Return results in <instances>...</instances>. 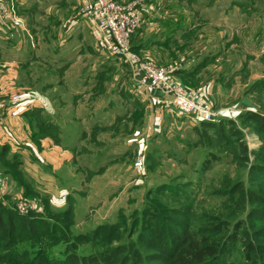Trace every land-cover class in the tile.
Returning a JSON list of instances; mask_svg holds the SVG:
<instances>
[{
  "label": "rangeland",
  "instance_id": "1",
  "mask_svg": "<svg viewBox=\"0 0 264 264\" xmlns=\"http://www.w3.org/2000/svg\"><path fill=\"white\" fill-rule=\"evenodd\" d=\"M28 1L18 0V15L21 19L24 16L31 25L30 28L39 31V38L35 35L37 42H34L37 48L34 58L37 61L26 69L30 78L11 80L13 84L19 83L31 90L48 80L51 74L53 79L57 78L56 73L50 72L47 66L42 64L44 61L50 62L53 53L52 47L47 46V35L44 34L45 38H42V31L48 24V14L56 9L63 13L69 8L64 2L54 4L53 7L42 3L36 4L35 10L29 14L25 11L27 6H30L27 5ZM51 7L55 9H49ZM165 8L175 20L170 21L174 32L167 40L166 49L161 52L165 59L156 60L152 57L150 60L158 65L173 67V60L178 61L182 56L181 52L193 51L194 57L200 58L196 65L194 63V72L189 76H181V80L175 76L174 78L182 85L196 90L200 100L209 102L214 111L239 108L230 118L241 128V139L233 145L222 144L211 135V129L191 128L189 125L179 133L169 129H161L158 133L148 130V134L143 136V129L146 128L142 123L145 119L144 110L138 103H130L137 111L129 112L130 106L126 103L128 94L125 89H120L119 85H116V88L122 102L119 103V98H115V94L110 92V89H116L119 75L116 68L110 66L109 61L113 60L115 64V60L120 59L106 53L104 72L98 81H102L104 104L112 100L110 102L115 106L114 115L125 114L127 117L126 121L118 119L114 130L105 127L101 133L105 137L103 145L85 142L83 145L86 148L74 152L80 192L66 187V198L63 200L62 196L59 199L56 197V202H52L47 199L50 196L45 192L37 194L25 191L14 174H9L0 165L3 185L6 176L9 184L14 187L13 195L3 196L0 190V200L6 208L18 214L34 215L59 223L62 222L59 220L60 215H55L56 211L67 207L75 208L74 211L71 210L72 222L67 225V232L71 236L79 235L78 238L72 239L79 252H99L109 244L117 245L121 242L128 245L126 252L130 256L135 258L137 250L143 257L142 261L162 264V261L157 259L161 250L151 242L154 228L157 226L162 224L166 231H180L178 224L182 223L190 230H197L196 227L203 224L211 227L222 222L221 234L227 232V235L232 230L233 223L241 217L244 220L240 231L251 235L255 245L264 243V239L259 236L261 228L264 227V208L249 197L250 193L264 197V133L255 130L248 120L236 118L238 112L246 109L264 114V0H165ZM165 22L168 23L166 18ZM15 28L18 27L8 26L0 19V48L6 46L7 50L6 53L3 49L0 50V60H12V64L26 54L25 47V52L16 48L19 35ZM28 44L31 47V43ZM156 56L160 57V54ZM15 67L16 65H13L12 68ZM4 69L0 68V75L7 72ZM215 82L221 85L226 95H219L220 98L216 99L218 102L215 101L216 107L211 99L200 91L206 84L217 85ZM14 90L8 92L6 97L13 94ZM110 108L111 106H108L106 111ZM113 119L114 116L108 114L105 123ZM36 120L37 140L49 134L54 136L53 130L46 123L41 119ZM47 127L51 130L44 132ZM134 132H138V135ZM93 135L94 132L89 135L91 140ZM112 135L116 136L111 138ZM131 137H142L138 139L141 147L135 144L136 141L134 143ZM129 139L131 145L127 143ZM116 156L123 158L109 162ZM208 156L211 159L206 162ZM138 159L141 162L139 171L136 169ZM204 162L206 165L202 168ZM66 181L67 178L63 175L57 186L63 187ZM234 183L240 185L236 192L229 193V188ZM165 184L169 188L164 187ZM30 188L32 189L33 185H28V189ZM239 196L244 198L243 203L239 201ZM20 203L26 208L29 206V209L33 207L23 214L18 207ZM87 210H90L86 215L89 219L79 220L81 216H85L81 212L87 213ZM146 211H151L154 217L146 216ZM109 229H112L110 233ZM2 242L3 239L0 238V245ZM63 242L59 241L55 247H50L54 250L52 253L56 254ZM239 243H228L220 256L221 264H248L259 262V258L264 262V257L259 252L254 255V261H246L244 255L238 253V250L242 249ZM21 245L28 249L24 252L25 258H20V263L26 264L34 248L29 244ZM9 261L0 260V264H13Z\"/></svg>",
  "mask_w": 264,
  "mask_h": 264
},
{
  "label": "crops",
  "instance_id": "2",
  "mask_svg": "<svg viewBox=\"0 0 264 264\" xmlns=\"http://www.w3.org/2000/svg\"><path fill=\"white\" fill-rule=\"evenodd\" d=\"M81 1L29 0L27 2V5L30 6H27L25 11L29 14L32 13L33 9L35 10L36 4L42 3H45L47 7H53L54 4L64 2L69 8L63 13L56 9L53 13L48 14V24L42 31V38H45L44 34L47 35V46L52 47L51 51L53 52L51 61L42 60L44 61L42 64L46 65L50 72L56 73V79H53L51 74L48 80L31 90H27L24 85H19V83L13 84L11 79L30 78L26 69H29L34 61H37L34 58L37 52L34 42H37L35 35L38 36L39 31L30 28L31 25L29 22L27 23L24 16L22 21L25 30L22 28H15V30L19 35L16 48L25 52L23 50L25 47L26 54L22 55L15 64H12L14 63L12 60H0V68L4 67V70L7 71L0 75V98H6L7 93H11L10 91L13 89H15V93L20 95V101L13 105L9 104L0 118V145L7 147V157L20 162L19 166L23 176L33 185L34 191L37 194L45 192L46 195L50 196L47 199L52 202H56V197L59 199L64 196L61 198L63 200L66 198L68 194L64 190L66 187L80 192L77 185L79 182L78 176H76L78 168L75 169L77 159L74 152L86 148L83 145L85 142H96L103 145L105 137L101 133L105 127L114 130L117 120L126 121L127 117L125 114L114 115L115 106L114 103L110 102L112 100L106 101L104 104L102 81L100 83L98 81L99 78L101 80L104 72V55L106 52L100 46L101 34L96 29L92 19L83 11ZM120 1L125 3L136 1L141 11L142 22L133 34V46L149 59L152 57L156 60L165 59L161 52L166 49L167 40L174 32L170 21H175L174 18H171V14L167 13L165 0ZM32 3L33 6H31ZM165 18L168 23L165 22ZM181 36L183 37V35ZM28 43H31V47L28 46ZM1 49L6 53V46ZM38 51L40 50L38 49ZM156 54H160L161 58L157 57ZM180 54L182 56L178 58V61L173 60L172 62V59L170 61L175 64V69H177L174 76L181 80V76H189L194 72L192 70L194 63L196 65L200 58L194 57L193 51L181 52ZM109 62L111 63L110 66L116 68L119 75L115 88L116 85H119L120 89H125L128 94L126 103L130 106L129 112L137 111L130 103H138L137 105L144 110L145 119L142 120V123L146 128L143 129V136L148 134V130L158 133L161 129V131L169 129L179 133L188 125L191 128L196 126V123L189 116L178 114L170 95L163 94L159 90H149L146 86L135 82L126 62L122 60H115V64H113V60ZM13 65L16 67L12 68ZM40 79L38 78V80ZM217 85L214 86L213 83H209V86L206 84V87H199L204 96L211 99L215 107L216 102H218L216 99L220 98L219 95L226 96L221 85L219 87ZM110 92L115 94V98H119V103L122 102L117 88L110 89ZM108 106L111 108L106 111ZM238 109H221L219 113L223 117H230ZM108 114L114 116L115 119L105 123ZM36 119H41L42 122L46 123L53 130L54 136L49 134L35 140L33 133L36 132ZM127 123L129 122L127 121ZM93 132V140H91L89 135ZM134 133L138 135V132ZM115 136L112 135L111 138ZM142 137L131 138L133 142L136 141L135 144L141 147L138 139ZM127 143L132 144L130 139ZM122 158L123 156H116L109 162H115ZM63 175L67 181L63 187H59L57 183ZM7 182L8 179L5 176L4 185L1 189L3 196L13 195L14 187ZM71 209L72 211L75 210L74 207ZM88 212L90 210H87V213L86 211L81 213L86 216ZM85 216H81L79 220H88L89 217Z\"/></svg>",
  "mask_w": 264,
  "mask_h": 264
},
{
  "label": "trees",
  "instance_id": "3",
  "mask_svg": "<svg viewBox=\"0 0 264 264\" xmlns=\"http://www.w3.org/2000/svg\"><path fill=\"white\" fill-rule=\"evenodd\" d=\"M131 48L138 52L133 46L132 38ZM176 70L173 73H176ZM236 118L238 120L243 118L248 120L253 124L255 130L264 133V114L262 112L246 109L238 112ZM233 121L235 120L230 117H223L217 121L202 120L196 122L195 128L211 129V135L217 142L233 145L241 139V128H238ZM39 124L40 122L38 120L37 126ZM49 130L51 129L47 127L44 132ZM37 136V132L33 133L35 140H37ZM241 148L243 150V145ZM6 149L7 147L5 145H0V165L9 174L11 172L14 174L15 179L24 187L25 191L37 193L33 188L28 189L30 183L23 176L19 166L20 162L7 157ZM210 159L208 156L206 162ZM206 162L204 164L202 163V168L206 165ZM239 185V183H234L230 186L228 192H236ZM164 187L169 188L167 185ZM239 197V201L243 203L244 198ZM249 197L258 206L264 208L263 196L250 193ZM71 210V207H67L66 209L55 212V215H60L59 220L62 223H59L34 215L18 214L16 211L6 208L0 200V238L3 239L0 245V260L9 261L10 258L12 261H9L10 263L23 264L20 263V258H25L24 252L28 249L23 248L24 245L22 246L21 244H29L34 249H32L33 252L28 256L29 260L26 264H149L142 261L143 257L138 254L139 252L137 250H135V258L127 254L126 249H128V245L121 242L117 245L109 244V246H106V249L99 252L82 253L77 251V244L72 239L78 238L79 235L71 236L67 232V225L72 222L70 217ZM256 210L260 211L259 209ZM260 214L262 216V212ZM146 216L154 217V214L151 211H146ZM262 217H264V214ZM243 220V217L236 220L233 223L232 230L227 235V232L223 235L221 234L222 222L216 223L211 227L203 224L202 226L196 227L197 230H190L187 225L180 223L178 224L180 231L169 229L166 231L161 224L154 228V237L151 242L153 246H157L161 250L160 256L157 259L162 261V264H221L220 256L231 241L241 243L242 249H239L238 253H242L248 262L254 261L253 257H255L254 255L257 252L264 257V243L255 245L252 243L251 235L243 230L240 231L239 228ZM98 226L100 227L101 224ZM110 227H113V225H110ZM95 230L96 228L93 229V231ZM111 230L109 229V233ZM91 233L92 235L94 234V232ZM259 236L264 239V227L261 228ZM59 241H64V244L54 254L52 253L54 250H51L50 247H55V244ZM7 248L9 250H4ZM258 260L259 262H251L248 264H264L263 260L260 261V258Z\"/></svg>",
  "mask_w": 264,
  "mask_h": 264
},
{
  "label": "built area",
  "instance_id": "4",
  "mask_svg": "<svg viewBox=\"0 0 264 264\" xmlns=\"http://www.w3.org/2000/svg\"><path fill=\"white\" fill-rule=\"evenodd\" d=\"M83 11L92 19L101 34L100 46L107 54L119 58L129 66L132 78L149 90H159L171 96L172 103L180 115L189 116L195 123L202 120L217 121L222 116L211 108L209 102L202 101L196 90L182 85L174 78L175 66L154 63L131 48V38L142 22L141 11L136 3L120 0H82ZM18 0H0V19L4 24L25 30L18 15ZM20 101V95L13 93L0 99V118L10 104ZM140 160L136 164L139 171ZM3 180L0 178V190ZM64 198V196H62ZM24 213L32 209L20 203Z\"/></svg>",
  "mask_w": 264,
  "mask_h": 264
}]
</instances>
